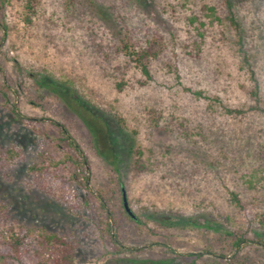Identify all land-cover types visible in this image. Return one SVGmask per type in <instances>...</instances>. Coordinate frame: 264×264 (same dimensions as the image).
<instances>
[{
	"label": "rangeland",
	"instance_id": "1",
	"mask_svg": "<svg viewBox=\"0 0 264 264\" xmlns=\"http://www.w3.org/2000/svg\"><path fill=\"white\" fill-rule=\"evenodd\" d=\"M25 4L0 0V229L56 233L73 264H225L239 236V263L264 264V0ZM152 41L146 81L122 46ZM34 74L79 96L88 120Z\"/></svg>",
	"mask_w": 264,
	"mask_h": 264
},
{
	"label": "trees",
	"instance_id": "2",
	"mask_svg": "<svg viewBox=\"0 0 264 264\" xmlns=\"http://www.w3.org/2000/svg\"><path fill=\"white\" fill-rule=\"evenodd\" d=\"M33 1L34 0H26V4L23 7L24 10H26V16L27 14L30 15L34 13L35 9L33 6ZM234 1L239 4L242 2H246L247 0ZM226 2L230 7V0H226ZM157 45L159 44L154 41L152 43V46L148 48H142L139 46L134 47L131 45L122 46L129 59L134 62L136 67L144 75L146 81L151 79L149 69L150 59L156 58L158 52L160 51V47L159 50L156 49ZM31 76H36L35 82L39 88H42L58 97L66 104V106L74 109L73 103L78 105V101H80V105L78 107H80L81 110L89 112L88 107L82 102L83 100H81L79 96L75 99L74 96H76V94L74 92L66 91L65 88H60V86L58 87V84L56 82L47 81V76L41 77L37 74ZM249 92L250 96H253V98L257 95V91L254 88L249 90ZM81 110L74 109V112L80 115L83 120H88L87 117L83 116L80 113ZM234 112H237V110H234ZM61 129L63 134L66 135L67 131L65 130V128L62 127ZM63 141L66 142V140ZM133 153L135 156V160L131 166V169L137 174L146 172L149 168V163L144 161V159L142 158V153L138 149L133 150ZM75 160H77V157L75 158ZM79 163L81 165V168L84 169L82 167V162ZM231 196L232 201L236 204V206H239L242 209H246V205L241 203L239 197L235 193L232 192ZM3 208L4 207L0 203V212L3 211ZM104 208V205H102V209ZM121 215H123V217H125L128 221L134 223H137L140 220L138 217L131 218L125 211ZM122 222L123 220L119 216H117V214H114L113 221H107V225L110 227H114L116 231L114 237L110 234L112 242L118 245L120 248L126 249L122 244L118 243V235L122 234L120 231V229L123 227ZM185 222V225L193 226L194 228L216 229L214 226L208 223H200L194 219H187V221ZM180 224H182V220L177 221V219L173 222H167L166 220L158 221V226L161 227L164 226L177 228L178 226H180ZM244 242H246V240L239 236L233 243V246L235 247V253L233 255H223L220 259H224L225 264H247L245 262L239 263V259L237 258V253L242 247L241 244L244 245ZM42 255H45V257L42 258ZM193 257L195 258L194 255ZM73 260V249L69 245V243L56 233H51L45 230V228L29 227L26 225L17 224L16 226H9L5 231L0 229V264H73ZM194 262L195 261L193 260L190 264H193ZM184 264L189 263L186 262Z\"/></svg>",
	"mask_w": 264,
	"mask_h": 264
},
{
	"label": "water",
	"instance_id": "3",
	"mask_svg": "<svg viewBox=\"0 0 264 264\" xmlns=\"http://www.w3.org/2000/svg\"><path fill=\"white\" fill-rule=\"evenodd\" d=\"M122 201H123L124 208H125L126 212L128 213V215L130 217L134 218L133 213L130 211V209L128 207V204H127V201H126L125 192H124V189L123 188H122Z\"/></svg>",
	"mask_w": 264,
	"mask_h": 264
}]
</instances>
